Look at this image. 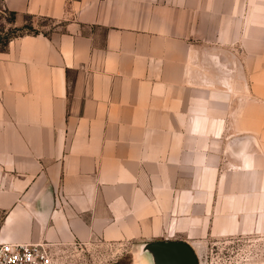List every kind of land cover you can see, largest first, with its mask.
I'll use <instances>...</instances> for the list:
<instances>
[{
	"label": "crops",
	"instance_id": "crops-1",
	"mask_svg": "<svg viewBox=\"0 0 264 264\" xmlns=\"http://www.w3.org/2000/svg\"><path fill=\"white\" fill-rule=\"evenodd\" d=\"M0 240L264 234V0H2Z\"/></svg>",
	"mask_w": 264,
	"mask_h": 264
},
{
	"label": "rangeland",
	"instance_id": "rangeland-1",
	"mask_svg": "<svg viewBox=\"0 0 264 264\" xmlns=\"http://www.w3.org/2000/svg\"><path fill=\"white\" fill-rule=\"evenodd\" d=\"M55 25L56 21L40 15L14 13L0 0V42L24 32L49 31ZM148 240L97 238L60 246L54 252L58 264H160L152 250L143 248ZM198 256L199 264H264V234L210 239Z\"/></svg>",
	"mask_w": 264,
	"mask_h": 264
},
{
	"label": "built area",
	"instance_id": "built-area-1",
	"mask_svg": "<svg viewBox=\"0 0 264 264\" xmlns=\"http://www.w3.org/2000/svg\"><path fill=\"white\" fill-rule=\"evenodd\" d=\"M0 264H58V262L49 243L0 240Z\"/></svg>",
	"mask_w": 264,
	"mask_h": 264
},
{
	"label": "water",
	"instance_id": "water-1",
	"mask_svg": "<svg viewBox=\"0 0 264 264\" xmlns=\"http://www.w3.org/2000/svg\"><path fill=\"white\" fill-rule=\"evenodd\" d=\"M152 250L160 264H199L195 249L182 239H153L143 243Z\"/></svg>",
	"mask_w": 264,
	"mask_h": 264
},
{
	"label": "trees",
	"instance_id": "trees-1",
	"mask_svg": "<svg viewBox=\"0 0 264 264\" xmlns=\"http://www.w3.org/2000/svg\"><path fill=\"white\" fill-rule=\"evenodd\" d=\"M11 11V10H10ZM13 11V10H12ZM14 13H17L16 11H13ZM12 37H9L7 38V40H5L4 42H0V48H5L6 45L8 44L9 40L11 39Z\"/></svg>",
	"mask_w": 264,
	"mask_h": 264
}]
</instances>
